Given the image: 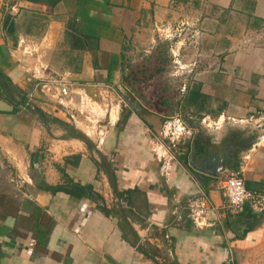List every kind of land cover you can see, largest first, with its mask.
Returning a JSON list of instances; mask_svg holds the SVG:
<instances>
[{
    "label": "crops",
    "instance_id": "crops-1",
    "mask_svg": "<svg viewBox=\"0 0 264 264\" xmlns=\"http://www.w3.org/2000/svg\"><path fill=\"white\" fill-rule=\"evenodd\" d=\"M50 9L0 0V156L19 189L16 211L0 218V264H264V134L234 152L197 135L173 152L155 116L112 115L111 104L89 133L74 112L75 94L101 112L113 102L130 40L195 26L208 39L197 44L193 82L222 114L264 118V0H58ZM68 20L96 46L71 47ZM219 165L252 193L240 211L226 205ZM62 183L91 184L109 214L86 195L49 189ZM133 189L144 207L121 196Z\"/></svg>",
    "mask_w": 264,
    "mask_h": 264
},
{
    "label": "rangeland",
    "instance_id": "rangeland-1",
    "mask_svg": "<svg viewBox=\"0 0 264 264\" xmlns=\"http://www.w3.org/2000/svg\"><path fill=\"white\" fill-rule=\"evenodd\" d=\"M192 16L197 17V14L191 13ZM193 29L195 26H186L184 29L177 26L168 32L152 29L145 36L149 38L147 42L144 37L130 40L124 52L121 77L115 84L117 93L113 94V102L109 98L111 102L108 108H104L105 111L101 112L97 106L92 110L94 104L86 97L80 104V95L75 94L77 104L74 112L85 117L84 130L92 133V122L99 119V116L108 120L112 104V115L116 114V110L126 108L145 118L155 116L161 125L160 137L173 152L186 151L197 135L219 144L226 135L232 134L242 145L264 134L261 112L234 119L222 114V110L219 114L220 108L216 106L218 103L213 101L212 105L217 108L209 116L180 106L187 86L195 80L192 68L199 53L197 44L201 39H208V36L199 35ZM119 100L123 107H119ZM224 172L220 173L221 181L229 174L228 171ZM16 181L14 167L5 157L0 156V218L16 211L15 194L19 191ZM246 256H235V260L239 263Z\"/></svg>",
    "mask_w": 264,
    "mask_h": 264
},
{
    "label": "trees",
    "instance_id": "trees-1",
    "mask_svg": "<svg viewBox=\"0 0 264 264\" xmlns=\"http://www.w3.org/2000/svg\"><path fill=\"white\" fill-rule=\"evenodd\" d=\"M28 1L45 2L47 5V9L51 10L50 8L54 7L58 0H28ZM3 26H4V29L9 34H13L16 30V25L14 22V18L12 16H6L5 17ZM65 38L70 42V45L73 48L85 49V48H89L92 46H96V43H93L94 39L92 37L85 36V35L80 33V31L78 30V28L76 26V23L73 20H68L66 22ZM211 101H212V97L203 93L201 91L200 82L196 81V82H193L190 86H187L186 92L184 93V95L181 99L180 106L187 108V109H190L192 111H197L199 113L209 114L210 112H212V110L209 108ZM220 111H221V108L218 111L219 114H220ZM141 118H142V116H141ZM80 137H82L87 142V138L84 135H80ZM65 176L66 175L63 173V177H65ZM109 179H110L111 185H114V174L113 173L109 174ZM67 180H68V178H67ZM49 189L64 190L66 192H69V193H71L75 196H79V197L82 195H86L89 198H91L92 200H94L97 203V206L105 214H109V209L106 207L102 196L92 189L91 184L81 185V184H77V183H71V185L70 184L66 185V184L62 183V184H57L55 186H49ZM133 191H135V190L134 189L133 190H125L122 192L121 196L123 197V199L126 201V203L128 205H133L135 207H141V206L144 207L145 206L144 204H141V205L134 204L132 199L130 197H128V196H130V194H132ZM124 193H127V196H124ZM246 229H250V227L246 228ZM137 243H138V245H141V246L144 245L143 243L141 244L140 242H137Z\"/></svg>",
    "mask_w": 264,
    "mask_h": 264
},
{
    "label": "built area",
    "instance_id": "built-area-1",
    "mask_svg": "<svg viewBox=\"0 0 264 264\" xmlns=\"http://www.w3.org/2000/svg\"><path fill=\"white\" fill-rule=\"evenodd\" d=\"M82 99L83 97H80V104L82 103ZM221 188L222 194L226 199L227 207L233 211L242 210L245 202L252 197V193L245 186L243 176L238 171H229ZM194 201H192L194 203L192 206L196 208V210L193 212V219L196 222L198 215L203 213L206 202L205 196H200Z\"/></svg>",
    "mask_w": 264,
    "mask_h": 264
},
{
    "label": "flooded vegetation",
    "instance_id": "flooded-vegetation-1",
    "mask_svg": "<svg viewBox=\"0 0 264 264\" xmlns=\"http://www.w3.org/2000/svg\"><path fill=\"white\" fill-rule=\"evenodd\" d=\"M234 139L236 140L234 135L232 134L226 135L224 139L222 140V142L220 143V145L224 146L225 148L230 147L231 150H233L234 152L236 150V146L238 147L240 145V142H237V140H236L237 143H234Z\"/></svg>",
    "mask_w": 264,
    "mask_h": 264
},
{
    "label": "water",
    "instance_id": "water-1",
    "mask_svg": "<svg viewBox=\"0 0 264 264\" xmlns=\"http://www.w3.org/2000/svg\"><path fill=\"white\" fill-rule=\"evenodd\" d=\"M223 167H224L223 165H219L218 168H217V172H221L223 170Z\"/></svg>",
    "mask_w": 264,
    "mask_h": 264
}]
</instances>
